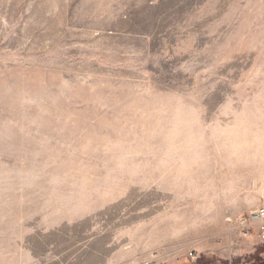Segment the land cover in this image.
Wrapping results in <instances>:
<instances>
[{
    "label": "rangeland",
    "instance_id": "1",
    "mask_svg": "<svg viewBox=\"0 0 264 264\" xmlns=\"http://www.w3.org/2000/svg\"><path fill=\"white\" fill-rule=\"evenodd\" d=\"M264 0H0V264H261Z\"/></svg>",
    "mask_w": 264,
    "mask_h": 264
},
{
    "label": "built area",
    "instance_id": "2",
    "mask_svg": "<svg viewBox=\"0 0 264 264\" xmlns=\"http://www.w3.org/2000/svg\"><path fill=\"white\" fill-rule=\"evenodd\" d=\"M255 226L258 238L264 242V209L256 210L251 213L250 219L242 220V228L246 234H251L252 226Z\"/></svg>",
    "mask_w": 264,
    "mask_h": 264
},
{
    "label": "trees",
    "instance_id": "3",
    "mask_svg": "<svg viewBox=\"0 0 264 264\" xmlns=\"http://www.w3.org/2000/svg\"><path fill=\"white\" fill-rule=\"evenodd\" d=\"M200 264H203L202 262ZM261 264H264V263H261Z\"/></svg>",
    "mask_w": 264,
    "mask_h": 264
}]
</instances>
